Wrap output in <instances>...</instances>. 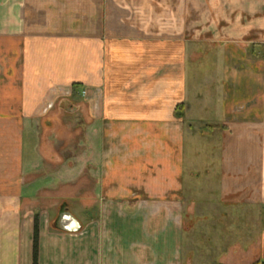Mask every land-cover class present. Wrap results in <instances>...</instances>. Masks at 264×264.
Returning <instances> with one entry per match:
<instances>
[{"label":"crops","instance_id":"crops-1","mask_svg":"<svg viewBox=\"0 0 264 264\" xmlns=\"http://www.w3.org/2000/svg\"><path fill=\"white\" fill-rule=\"evenodd\" d=\"M130 1L0 0V264H33L35 218L37 264H198L187 193L209 224L207 264H264V0H194L209 23L191 26L186 0ZM79 91L80 166L101 214L77 244L37 199L41 177L75 164L43 156L37 132L47 106ZM180 104L221 128L216 185H186L187 141L201 136L174 117Z\"/></svg>","mask_w":264,"mask_h":264},{"label":"rangeland","instance_id":"rangeland-1","mask_svg":"<svg viewBox=\"0 0 264 264\" xmlns=\"http://www.w3.org/2000/svg\"><path fill=\"white\" fill-rule=\"evenodd\" d=\"M124 2H127L129 5L131 4L130 0H123V3ZM195 3L196 1L194 0L185 1V12L187 13L185 17L186 25L191 26L194 22L199 23L200 20H202L204 24H208L209 17L201 18L197 14V11H195ZM204 8L207 10L208 3L203 2L201 10H204ZM197 10H200V7H198ZM189 34L191 33L187 31L186 36ZM202 35L208 37L209 33H203ZM208 52L209 48H205V56H208ZM84 95L85 93L80 91L69 92L65 96H60L51 106H47V110L43 112V115L38 119L39 131L37 132V135L43 139V156L45 154L53 153L55 156L56 154L57 156L59 155V164L64 162L65 159H68V164L69 161L71 162V159L73 164H75L73 171L74 175L72 177L61 175L52 178L49 176L41 177V191L37 194V199L38 205H40L43 209L45 207H51L49 210L46 209L47 211H50L51 218L54 216L56 217L57 213L60 212L61 207L64 206L67 209V212L77 220L81 227V230L78 232L69 233L60 231L55 228V225H53V230L56 231V233L63 232L62 234H66V236L76 240L77 244L78 241L79 243L81 242L80 240L83 238V234L87 232L86 229L88 225L97 221L101 214V209L98 208L97 178L83 177L80 166V158L83 151V133L81 123L83 120L82 100L84 99ZM190 115L189 107L185 104L178 105L174 112V117L176 119H180L189 126H187L186 129L187 133L193 132L196 133L195 135L201 136L198 145H194V143L191 144L187 141L186 185L187 187L193 185H216L218 183L217 170H219L221 148L220 136H218L217 133H220L221 128H217L214 125L210 126L207 124L208 121L205 122L200 120L198 122H191L189 121L191 118ZM51 138L57 142V144H52L49 140ZM54 170L55 168H53V173L56 172ZM42 172V174H49L52 170L44 168ZM188 190L187 192H189ZM189 195L191 196L190 193H187L185 220L183 223V229L187 234L185 245L186 252L187 254L193 255L195 248L197 247L196 249L199 252V256L197 258L198 264H207L208 261H210L208 257L205 258L206 255L208 256V253L205 251L201 253L200 249H204V246L206 247L210 244L208 239L205 238V234L204 236L201 235L203 232L207 233L208 230L206 228H209V224H204L205 221L201 218L202 212L205 210H202L199 207L194 211V209L189 206ZM130 211H134V209L127 208L122 210L123 213H129ZM195 213L198 216V219H195ZM157 224V220H154V225H151V228H155ZM262 228L264 227L262 226ZM196 234L199 235V237L194 239ZM259 239L260 248L263 247L262 249L264 250V234L263 237H260ZM233 244L236 245L240 243L238 241H234ZM141 258L144 259L145 257ZM145 259L149 260L147 258ZM188 260V264H194L195 257Z\"/></svg>","mask_w":264,"mask_h":264},{"label":"water","instance_id":"water-1","mask_svg":"<svg viewBox=\"0 0 264 264\" xmlns=\"http://www.w3.org/2000/svg\"><path fill=\"white\" fill-rule=\"evenodd\" d=\"M54 225L57 230L69 233L81 230L79 223L67 212V209L64 206L61 207L59 217Z\"/></svg>","mask_w":264,"mask_h":264},{"label":"trees","instance_id":"trees-1","mask_svg":"<svg viewBox=\"0 0 264 264\" xmlns=\"http://www.w3.org/2000/svg\"><path fill=\"white\" fill-rule=\"evenodd\" d=\"M33 264H37V252H38V223L35 218V223H34V233H33ZM259 264V263H257Z\"/></svg>","mask_w":264,"mask_h":264}]
</instances>
